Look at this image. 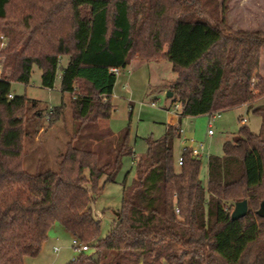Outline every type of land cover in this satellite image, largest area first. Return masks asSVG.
<instances>
[{
	"label": "trees",
	"instance_id": "trees-1",
	"mask_svg": "<svg viewBox=\"0 0 264 264\" xmlns=\"http://www.w3.org/2000/svg\"><path fill=\"white\" fill-rule=\"evenodd\" d=\"M20 1L25 6L11 9L12 0H0V37L8 43L0 57L11 70L0 77V264L37 258L55 223L94 251L71 264H264V218L257 216L264 202V32L232 30L225 5L218 19L208 0ZM134 60L171 64L176 77L167 99L179 104V118L242 105L259 115L257 134L241 126L221 157H208L206 189L193 149L184 148L175 167L179 128L148 138L140 157L128 128L111 132L117 74L109 70ZM34 66L49 90L60 68V106L38 108L11 94V83L28 84ZM67 106L71 124L57 168L27 172L25 161L43 159L25 151L24 141L57 123ZM124 157L134 160L135 174L122 184L112 229L99 239L90 206L116 183ZM243 200L246 215L232 220Z\"/></svg>",
	"mask_w": 264,
	"mask_h": 264
},
{
	"label": "rangeland",
	"instance_id": "rangeland-1",
	"mask_svg": "<svg viewBox=\"0 0 264 264\" xmlns=\"http://www.w3.org/2000/svg\"><path fill=\"white\" fill-rule=\"evenodd\" d=\"M208 0L207 8L211 14L215 13L218 19L221 17L223 5L226 7L225 20L228 26L234 31H260L264 32V0ZM13 6H25L20 0H12ZM215 11V12H214ZM214 14V15H215ZM3 37V36H2ZM7 46V38L0 40ZM261 66H264V50H262ZM4 57H0V75L9 76L10 68H3ZM67 62V57L61 59V66ZM262 68V67H261ZM3 69V71H2ZM51 90L41 87L40 70L34 66L31 71V79L28 84L11 83V94L14 96H25L30 100L38 101V108L51 109L60 106L62 94L60 92V68ZM175 74L168 61L160 63H147L132 61L129 66L121 70L117 75L114 91L111 98L115 110L112 113L108 126L113 134L129 129L130 145L134 150L135 157L143 156L147 149L148 138L157 140L165 134V126L174 123L181 128V135L173 141V160L176 169L179 168V157L186 147L203 148L199 157L201 167L199 178L204 188L207 187V159L210 156L221 157L223 155V143L231 140L239 132L241 126H246L252 133L260 131L259 115L246 113L245 108L240 106L230 109L221 114L203 115L197 117H179V108L171 105L167 99L169 86L175 80ZM67 104V98L64 99ZM264 103V100L263 102ZM33 110V109H32ZM33 112V111H31ZM31 115V113H30ZM70 111L68 106L59 121L40 130L33 141L27 138L24 141L25 151L32 154L35 159L41 157L43 162L34 165L31 162H24L23 168L36 174L45 170H55L58 155L63 149L67 140V133L71 124ZM245 119V121H243ZM211 121V123H209ZM45 123L44 118L41 123ZM34 125L28 129L33 131ZM212 136H208V131ZM201 146V147H200ZM121 169L117 173L116 183L106 184L94 203L90 206L93 217L100 223V236L103 239L112 229L116 219V211L122 204V184H130L135 174L136 166L130 157H124L121 161ZM233 209V208H232ZM234 210V209H233ZM259 210V209H258ZM73 237L64 230L58 223H55L48 232V238L42 245V250L37 258H25L27 264H71L72 259L79 255V251L72 245ZM56 249V250H55ZM85 255L95 257L94 251L90 248ZM7 257L8 252H3ZM12 264V263H9Z\"/></svg>",
	"mask_w": 264,
	"mask_h": 264
},
{
	"label": "built area",
	"instance_id": "built-area-1",
	"mask_svg": "<svg viewBox=\"0 0 264 264\" xmlns=\"http://www.w3.org/2000/svg\"><path fill=\"white\" fill-rule=\"evenodd\" d=\"M4 39L3 37H0V40ZM5 43L4 42H1V46H4ZM0 66H1V63H0ZM109 71H111L112 73H116L117 75L120 73V71H118L117 68H113V69H110ZM1 77V75H0ZM9 98H12V95H9ZM178 106H175V109H177ZM180 132V130L178 131ZM212 134V131H208V135ZM201 147V146H200ZM202 147L197 149V148H194L193 151H192V157H200L201 156V151H202ZM178 166L181 165V159L179 158L178 160ZM72 245L74 246L75 249H77L80 253H86L88 250H89V246L88 245H85V244H82L81 242H79L78 239L76 238H73L72 240ZM79 253V254H80ZM73 260V259H72Z\"/></svg>",
	"mask_w": 264,
	"mask_h": 264
},
{
	"label": "water",
	"instance_id": "water-1",
	"mask_svg": "<svg viewBox=\"0 0 264 264\" xmlns=\"http://www.w3.org/2000/svg\"><path fill=\"white\" fill-rule=\"evenodd\" d=\"M171 97V93L167 94V98ZM233 211L231 213L232 220H238L243 218L246 215L248 208H247V201L243 200L242 202L235 203L233 205ZM257 216L264 218V202H261L259 205V210L257 211Z\"/></svg>",
	"mask_w": 264,
	"mask_h": 264
},
{
	"label": "crops",
	"instance_id": "crops-1",
	"mask_svg": "<svg viewBox=\"0 0 264 264\" xmlns=\"http://www.w3.org/2000/svg\"><path fill=\"white\" fill-rule=\"evenodd\" d=\"M262 57V56H261ZM134 61H136V60H134ZM262 64H261V62H260V66H261ZM262 68L260 69V73H261V75H262V77L264 78V66H261ZM117 80V79H116ZM116 83V82H115ZM114 91V90H113ZM244 108H245V112L246 113H248L247 112V107L245 106V105H242ZM236 109V108H235ZM221 114V113H220ZM218 115V114H217ZM178 116V115H177ZM213 116V119H214V115H212ZM179 117V116H178ZM179 120H180V118H179ZM243 121H245V119H243ZM209 123H211V121H209ZM168 126H173V127H175V128H179V130H180V133H179V136L178 137H180V135H181V133H182V131H181V128H180V126L178 125H176V124H174V123H169V124H167L166 126H165V129H164V132L166 131V129H167V127ZM166 133V132H165ZM213 134H210V135H208V136H212ZM177 137V138H178ZM174 141V140H173ZM172 145H173V142H172V144H171V148H172ZM186 148H191V149H194V148H192V147H186ZM198 149V148H197ZM201 157V156H200ZM132 162H134V160H132ZM56 250V249H55ZM23 263H25V264H27V262H26V259H24V262Z\"/></svg>",
	"mask_w": 264,
	"mask_h": 264
}]
</instances>
